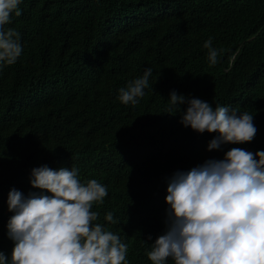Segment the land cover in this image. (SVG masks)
Returning a JSON list of instances; mask_svg holds the SVG:
<instances>
[{
  "label": "trees",
  "instance_id": "1",
  "mask_svg": "<svg viewBox=\"0 0 264 264\" xmlns=\"http://www.w3.org/2000/svg\"><path fill=\"white\" fill-rule=\"evenodd\" d=\"M18 7L22 14L5 27L20 33L22 52L0 67V252L10 264V190L40 192L31 171L47 165L104 185L93 223L127 245L128 264H152L147 254L167 229L168 179L231 148L264 151V0H21ZM209 38L219 51L214 66ZM149 67L145 95L121 103L119 89ZM173 91L249 112L255 138L208 150L218 133L183 126L187 105L170 113ZM109 212L116 223L106 221Z\"/></svg>",
  "mask_w": 264,
  "mask_h": 264
},
{
  "label": "clouds",
  "instance_id": "2",
  "mask_svg": "<svg viewBox=\"0 0 264 264\" xmlns=\"http://www.w3.org/2000/svg\"><path fill=\"white\" fill-rule=\"evenodd\" d=\"M20 3L0 0V67L16 63L22 52L20 33L5 27L13 13L22 14ZM204 48L210 66L217 64L219 51L211 38ZM152 75L153 69L146 68L141 78L119 89L120 102L136 105ZM169 99L170 113L187 105L183 126L198 133H218L208 144L210 151L255 138L253 115L247 111L213 108L175 91ZM78 172L44 165L31 171L30 184L40 192L25 196L10 190L7 203L14 214L7 228L15 243L10 264H128L127 245L93 223L99 213L91 209L94 203H103L107 188L95 179L81 183ZM165 200L167 229L147 254L152 264H166L169 257L175 264H264V151L253 154L231 148L221 160L209 159L187 172L177 171L168 179ZM105 219L116 223L111 212ZM0 264H9L2 252Z\"/></svg>",
  "mask_w": 264,
  "mask_h": 264
}]
</instances>
